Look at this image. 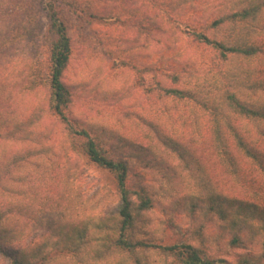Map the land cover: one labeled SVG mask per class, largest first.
<instances>
[{"label":"trees","instance_id":"trees-1","mask_svg":"<svg viewBox=\"0 0 264 264\" xmlns=\"http://www.w3.org/2000/svg\"><path fill=\"white\" fill-rule=\"evenodd\" d=\"M96 1L0 0V150L6 152L7 145L13 143L25 148L16 161L20 165L13 168L10 162H0V187L5 196L0 204V251L6 252L7 246L24 240L31 231L27 230V221L20 219L34 212L33 205L26 201L16 202L9 196L11 184L28 179L24 174L25 164L35 168L42 164V172L51 174L61 152L66 154L79 148L91 162L113 175L118 209L102 214L98 203L91 210L94 214L72 218L75 213H85L87 208L72 203L76 191L71 189L66 177L61 182V197L66 205L59 226L53 229L56 242L47 240L44 244L15 250L10 254L9 264H51L47 246L65 248L72 253L74 264H264V193L253 189L258 183L264 184V0L146 1L161 10L163 7V12L165 8L167 15L193 7L198 1L205 2L204 10L212 16V37L195 30L190 31V35L215 51L218 64L202 70L201 74L199 70L189 72L179 85V75L174 76L173 83L177 86L163 88L160 95L178 101L191 100L196 125V107L209 112L213 152L224 174L233 180L238 194H232V188L223 193L222 188L212 184L211 170L206 168L207 156L202 159L193 149L199 136L185 141L181 135L174 137L160 131L157 124L140 116L144 125L151 129L149 138L153 144L131 145L137 152L153 155L155 159L160 155L158 163L166 164L168 169L171 168L164 158L166 154L177 166L191 171L190 178L195 179L198 187H205V195L192 199L206 204V209L232 233L231 247L243 243L241 234L245 230L252 239L260 237L262 254L247 253L233 261L213 256L188 240L165 243L163 228L158 227L150 215L151 196L144 187L133 189L127 184L128 161L112 157L97 137L87 129H76L69 120L66 112L72 93L71 86L64 81V74L72 50L59 6L64 5L79 15L86 13L90 18L109 19L105 13L89 11ZM121 1L125 3L126 0ZM137 1L140 2L137 6H125V9L133 14L131 20L143 33L158 23L162 12L150 8L143 0ZM43 15L48 20L51 35L46 44ZM176 40L173 36L163 41L168 46ZM147 54L142 53L143 56ZM40 97L47 100L45 107L36 103ZM50 112L66 123L72 137L67 146L55 144L50 133L40 127ZM74 137L83 141L76 142ZM233 151L249 166V171L243 175ZM195 233L196 240L200 232Z\"/></svg>","mask_w":264,"mask_h":264},{"label":"rangeland","instance_id":"rangeland-1","mask_svg":"<svg viewBox=\"0 0 264 264\" xmlns=\"http://www.w3.org/2000/svg\"><path fill=\"white\" fill-rule=\"evenodd\" d=\"M146 1L143 0L150 8L162 13L158 23L143 30L144 34L140 33L139 25L131 20L133 14L125 9L137 6L140 3L137 0H126L125 3L121 0H97L91 4L89 11L105 13L110 17L106 20L99 16L90 18L86 13L79 15L64 5L59 6L72 50L64 74V81L71 86L72 93L66 114L76 129H87L97 137L112 157L128 161L127 184L133 189L144 187L151 196L153 207L150 215L158 227L163 228L165 243L188 240L205 248L209 254L230 261L247 253L260 255L263 252L260 237L252 239L247 230L241 234L244 241L239 247L229 245L232 233L225 229L213 212L206 209V204L192 199L205 195V187L197 186L195 179L190 178L191 171L177 166V162L166 154L164 158L171 168L168 169L166 164L158 163L160 155L155 159L153 155L137 152L131 145L153 144L149 138L151 129L144 125L140 116L157 124L160 131L174 137L175 134L181 135L185 141L199 136L193 149L202 159L207 156L206 168L211 170L212 184L222 188L223 193L232 188V194H238L233 180L224 174L223 166L213 152L209 112L197 106L196 125L191 100L178 101L160 95L163 88L177 86L173 83L174 76L179 75V85L189 72L199 70L198 74H201L202 70L218 64L215 51L195 41L190 35V31L195 30L212 37V16H209V11L205 12V2L198 1L193 7L167 15L165 8L164 13L163 7L161 10L159 6ZM42 22L43 41L46 44L51 35L44 15ZM173 36L177 40L166 46L163 40ZM144 52L148 54L143 56ZM40 98L36 103L45 107L47 100ZM40 127L50 133L55 144L67 146L71 142L66 123L51 112L43 118ZM73 139L76 142L83 141L79 137ZM24 150L15 143L7 145L6 152L0 150V162H10V167L18 166L20 164L16 161ZM207 150L211 154H207ZM233 153L239 162L241 174L248 172L249 166L244 163L242 156L235 151ZM11 155H15L13 159L9 158ZM25 165L24 174L28 179L11 184L9 196L16 202L26 201L33 205L34 212L20 219L27 221V230L31 231L24 240L7 246L6 252L0 251V264H9L10 254L15 250L36 243L44 244L47 240L56 242L53 229L59 226L66 205L61 197V182L66 177L69 178L71 189L76 191L72 203L87 208L85 213H75L72 218L94 214L91 210L98 203L101 204L102 214L113 213L118 209L113 175L91 162L79 148L66 154L61 152L60 160L50 171L51 174L42 172V164L37 168ZM258 184L253 189L264 193V184ZM4 198V191L0 187V204ZM13 212L16 213V209ZM196 231L200 235L195 240ZM47 249L49 263L74 264L72 253L65 248L47 246Z\"/></svg>","mask_w":264,"mask_h":264}]
</instances>
